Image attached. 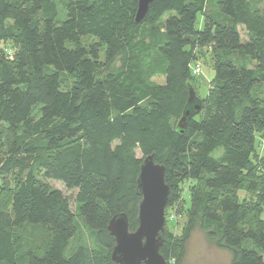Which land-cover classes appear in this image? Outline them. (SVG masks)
I'll use <instances>...</instances> for the list:
<instances>
[{
  "label": "trees",
  "instance_id": "1",
  "mask_svg": "<svg viewBox=\"0 0 264 264\" xmlns=\"http://www.w3.org/2000/svg\"><path fill=\"white\" fill-rule=\"evenodd\" d=\"M60 1L61 19L52 0H0V264H115L107 226L125 214L137 228L149 155L164 167L166 207L180 190L191 198L182 236L161 233L166 264H182L197 227L230 264H264V219L246 195L264 184V0H153L138 22V0ZM202 48L209 111L200 100L181 134ZM47 180L75 191L73 208Z\"/></svg>",
  "mask_w": 264,
  "mask_h": 264
},
{
  "label": "water",
  "instance_id": "2",
  "mask_svg": "<svg viewBox=\"0 0 264 264\" xmlns=\"http://www.w3.org/2000/svg\"><path fill=\"white\" fill-rule=\"evenodd\" d=\"M153 0H138L135 21H140ZM188 99L177 125L183 133L186 124L202 108V103L193 89L188 86ZM136 194L140 197L138 205V226L129 230L125 214L114 216L108 223L107 230L115 245L111 259L115 264H166L159 254L161 233L164 229L169 187L164 182V167L155 163L153 155L145 157L140 165L136 179Z\"/></svg>",
  "mask_w": 264,
  "mask_h": 264
},
{
  "label": "rangeland",
  "instance_id": "3",
  "mask_svg": "<svg viewBox=\"0 0 264 264\" xmlns=\"http://www.w3.org/2000/svg\"><path fill=\"white\" fill-rule=\"evenodd\" d=\"M56 10L58 11L59 18L61 19L64 11L60 0H52ZM196 29L202 30V15L198 14L195 22ZM241 27V26H240ZM242 28V27H241ZM241 39H245L244 31L241 29ZM194 62L199 64V72L194 75L193 88L196 96L203 102V110L200 115L209 111L208 103H204L208 97V90L210 83L214 79V62L213 56L210 50L202 48L194 53ZM197 64V65H198ZM154 83H162V77H154ZM63 88L73 86L75 83L74 75H63L61 78ZM254 151L259 158H264V139L260 135H255L254 139ZM136 156L140 157L138 151ZM255 161L258 158L254 157ZM28 162V160H26ZM7 185L5 187H12L14 178L11 175H7ZM50 187L60 190L64 196L69 200L71 208L74 206L75 191L66 190L65 187L57 181H46ZM196 188V186H195ZM193 188L192 191L195 189ZM240 196H244V193L239 192ZM247 205L254 209V213L260 214L264 219V184H260L254 191L247 194ZM189 190H180V196L178 201L171 207H165L164 216L165 224L164 230L170 232L175 238H180L186 230L189 221V209L191 198ZM231 254L223 248L218 242L216 237H209L207 231L201 228H195L189 238L186 245L185 256L182 264H230ZM168 264H176L174 261H169Z\"/></svg>",
  "mask_w": 264,
  "mask_h": 264
},
{
  "label": "built area",
  "instance_id": "4",
  "mask_svg": "<svg viewBox=\"0 0 264 264\" xmlns=\"http://www.w3.org/2000/svg\"><path fill=\"white\" fill-rule=\"evenodd\" d=\"M197 72H198V68H195L194 71H193V73L194 74H197Z\"/></svg>",
  "mask_w": 264,
  "mask_h": 264
},
{
  "label": "bare ground",
  "instance_id": "5",
  "mask_svg": "<svg viewBox=\"0 0 264 264\" xmlns=\"http://www.w3.org/2000/svg\"><path fill=\"white\" fill-rule=\"evenodd\" d=\"M163 232H164V229H163ZM163 232H162V233H163Z\"/></svg>",
  "mask_w": 264,
  "mask_h": 264
}]
</instances>
